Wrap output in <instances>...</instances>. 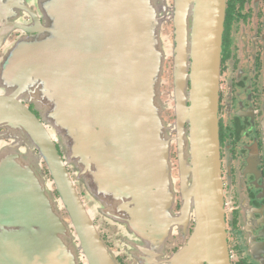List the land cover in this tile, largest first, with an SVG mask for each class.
Returning a JSON list of instances; mask_svg holds the SVG:
<instances>
[{
    "label": "water",
    "instance_id": "1",
    "mask_svg": "<svg viewBox=\"0 0 264 264\" xmlns=\"http://www.w3.org/2000/svg\"><path fill=\"white\" fill-rule=\"evenodd\" d=\"M27 3L0 0V50L9 59L16 54L31 56L25 59L31 62L30 79L44 84L50 96L47 109H54L57 119L47 129L20 101L12 99L31 87L28 75L15 84L12 95L10 90L0 94V120L12 109L26 121L24 133L29 137L25 140L18 130L11 134L8 128L3 135L10 143H0V227L21 228L20 233L1 231L0 264H117L66 169L67 165L72 168L90 199L95 186L88 162L99 140L103 143L99 149H109L117 157L115 175L136 172L142 176V199L136 201L139 206L133 213L143 229L164 232L169 226L194 220L190 237L168 264H231L218 138L226 0H178L174 7L168 0H78L75 27H37L33 30L38 34L9 41L14 31H31L17 21L23 9L29 10ZM64 3L72 6L71 0ZM170 18L175 23L172 43L162 33L163 23ZM168 57L172 59V87L164 103L159 96ZM163 106L175 117V135L166 129ZM54 140L66 146L63 156ZM173 141L181 183L178 213L172 208L176 188L169 166ZM41 160L59 198L51 193ZM103 201L99 199L98 205L104 207ZM61 209L68 213L69 222L60 217ZM39 227L41 234L35 232ZM145 250L142 256L149 254Z\"/></svg>",
    "mask_w": 264,
    "mask_h": 264
},
{
    "label": "flooded vegetation",
    "instance_id": "2",
    "mask_svg": "<svg viewBox=\"0 0 264 264\" xmlns=\"http://www.w3.org/2000/svg\"><path fill=\"white\" fill-rule=\"evenodd\" d=\"M17 1L19 0H10L15 5ZM177 1L168 0V3L170 7H174ZM25 2H28L26 6L29 10L23 9L20 12L23 16L18 17L17 21L31 31H14L9 41L18 36L36 35L38 32L33 29L37 27H75L78 24V0H71V7L65 5L66 0ZM69 19L71 24H68ZM174 24V19L170 18L162 27L163 35L171 43L175 41ZM12 56L16 57L9 59L10 55L0 50V94L10 90L8 94L12 95L15 84L28 75L27 83H33L29 85L31 89L15 93L12 99L20 101L47 129L51 128V122L57 118L54 109H47L46 99H50V96L47 97L44 84L30 79L31 62L25 59H30L31 56ZM163 69L159 97L165 103L172 87L170 57L164 61ZM5 115L8 116L0 120V143H10L3 135L8 128L9 131L12 130L11 134H16L18 130L25 140L29 139L24 133L26 129L23 125L26 121L12 109L7 110ZM161 115L166 129L175 135L172 110L163 106ZM183 126L184 129L188 127L186 122ZM218 138L222 205L230 263L264 264V0H226L218 80ZM29 141L33 142V149L39 153L34 138L31 137ZM54 143L58 153L63 156L66 146L56 140ZM102 144L99 140L96 144L98 146L94 148L93 145L90 150L89 178L92 179L93 187L95 186L90 191V199L86 198L81 185L75 180L72 168L66 166L92 217L100 240L117 264H168V260L190 237L194 220L190 218L178 225L169 226L164 232L153 227L143 229L133 213L139 206L136 201L142 199V176L136 172L115 175L112 170L116 169L114 165L117 157L109 149H99ZM177 163V146L173 141L169 145V166L176 188L172 204L174 213H178L181 207ZM40 165L42 172L50 180L52 195L59 198L55 184L51 183L52 177L46 162L41 160ZM107 174L115 176L116 180L109 179ZM110 188L118 189L112 191ZM99 199L104 200V207L98 205ZM60 217L65 222L70 221L64 209L60 210ZM1 231L20 233L21 228L0 227V233ZM35 232L41 234V228H35ZM73 243L76 244L77 240L73 239ZM145 249L149 250V254L142 256V250L146 251Z\"/></svg>",
    "mask_w": 264,
    "mask_h": 264
},
{
    "label": "rangeland",
    "instance_id": "3",
    "mask_svg": "<svg viewBox=\"0 0 264 264\" xmlns=\"http://www.w3.org/2000/svg\"><path fill=\"white\" fill-rule=\"evenodd\" d=\"M163 74V73H162ZM161 77H162V75H161ZM73 167H75L76 169H77V166L76 165H73ZM87 198V197H86ZM88 199V198H87ZM126 239V238H125ZM143 253H144V250H143Z\"/></svg>",
    "mask_w": 264,
    "mask_h": 264
}]
</instances>
